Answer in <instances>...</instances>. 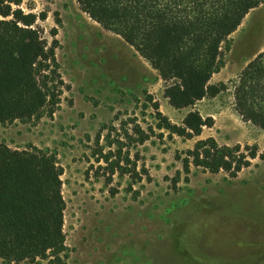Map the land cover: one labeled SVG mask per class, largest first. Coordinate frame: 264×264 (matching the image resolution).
Here are the masks:
<instances>
[{"label": "rangeland", "instance_id": "obj_1", "mask_svg": "<svg viewBox=\"0 0 264 264\" xmlns=\"http://www.w3.org/2000/svg\"><path fill=\"white\" fill-rule=\"evenodd\" d=\"M13 7L34 13L35 26L55 46L51 79L59 100L52 115L0 125V142L56 156L65 264H264V160L257 156L234 178L191 163L186 174L184 166L188 151L208 138L264 150V132L242 121L232 94L243 67L264 49V5L228 38L209 82L226 88L179 110L164 97L157 71L76 0ZM155 102L173 125L194 110L213 125L192 138L170 134L157 126Z\"/></svg>", "mask_w": 264, "mask_h": 264}, {"label": "trees", "instance_id": "obj_2", "mask_svg": "<svg viewBox=\"0 0 264 264\" xmlns=\"http://www.w3.org/2000/svg\"><path fill=\"white\" fill-rule=\"evenodd\" d=\"M22 0H0V125L52 115L58 103L55 46L35 26L37 16L19 8ZM102 28L120 36L157 71L163 95L174 109L192 108L215 97L225 84L211 85L223 65L228 38L264 0H76ZM45 15H41L44 19ZM54 34V33H53ZM233 108L242 121L264 132V49L241 70L233 85ZM159 128L192 138L213 125L189 111L182 126L169 123L153 104ZM145 139H142L143 142ZM264 150L255 146L197 141L185 159L211 173L234 178ZM105 162L109 156L104 155ZM56 156L36 147L18 150L0 142V260L2 264H65V201Z\"/></svg>", "mask_w": 264, "mask_h": 264}, {"label": "bare ground", "instance_id": "obj_3", "mask_svg": "<svg viewBox=\"0 0 264 264\" xmlns=\"http://www.w3.org/2000/svg\"><path fill=\"white\" fill-rule=\"evenodd\" d=\"M258 45V44H257Z\"/></svg>", "mask_w": 264, "mask_h": 264}]
</instances>
